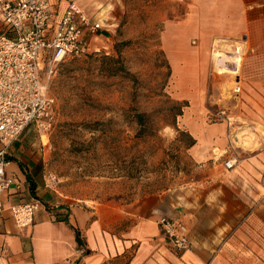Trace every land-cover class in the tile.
<instances>
[{"label": "rangeland", "instance_id": "rangeland-1", "mask_svg": "<svg viewBox=\"0 0 264 264\" xmlns=\"http://www.w3.org/2000/svg\"><path fill=\"white\" fill-rule=\"evenodd\" d=\"M178 13L173 0H110L97 12L105 27L88 38L83 53L58 67L49 83L55 121L48 131L33 126L32 134L45 148L44 172L56 175L52 187L59 197L128 204L166 191L180 202L187 182L203 173L188 150L192 143H215L218 162L237 156L235 171L264 170V165L245 166L264 148V117L255 114L264 101L245 94L246 82L264 75V36H212L207 45L194 36L183 57L164 45ZM175 60L203 64L201 98L175 83ZM239 78L242 91L233 95ZM221 109L234 118L232 125L215 118ZM138 113L144 115L143 126ZM241 135L247 141H240ZM242 186L253 189L249 205L264 204L257 194L264 191L263 177Z\"/></svg>", "mask_w": 264, "mask_h": 264}, {"label": "crops", "instance_id": "crops-1", "mask_svg": "<svg viewBox=\"0 0 264 264\" xmlns=\"http://www.w3.org/2000/svg\"><path fill=\"white\" fill-rule=\"evenodd\" d=\"M50 1L59 18L70 0ZM76 1L90 15L97 16L98 9L110 0ZM173 1L179 4V13L171 19L175 22L164 36L169 52H180L184 57L194 36L203 37L205 45L212 36H249L251 33L264 36V0ZM191 67L198 71L192 72ZM172 68L177 85L185 84V91L194 89L197 99L203 96L200 85L205 83V73L199 69L203 64L196 61L192 65L184 60L179 65L175 60ZM249 80L246 96L264 101V75ZM239 81L242 83L241 78ZM189 84L199 85L198 89ZM260 107L255 114L263 118L264 102ZM35 130L28 126L8 148L6 177L20 183V188L12 184L3 195L0 264H250L252 260L264 261V217L261 215L264 204L249 205L253 189L242 186L251 179L262 181L264 170L256 167V172L245 167L239 171H235L237 167L226 170L223 161L214 159L215 143H193L188 150L200 168L203 166V173L195 183L187 182L180 202L171 201L166 191L128 204L74 202L59 197L55 187L46 184L47 172L41 157L45 148L34 141L32 131ZM242 135L240 141H247ZM247 159L246 167L264 165V148ZM257 194L261 199L264 197L262 189ZM29 201L38 202L34 219L30 225L19 227L10 206ZM257 212L258 218H253ZM162 216L180 218L188 225L189 248L178 250L169 243L159 223Z\"/></svg>", "mask_w": 264, "mask_h": 264}, {"label": "built area", "instance_id": "built-area-1", "mask_svg": "<svg viewBox=\"0 0 264 264\" xmlns=\"http://www.w3.org/2000/svg\"><path fill=\"white\" fill-rule=\"evenodd\" d=\"M104 27V19L90 15L76 0L68 2L59 18L50 0H0V213L4 193L12 184L20 188L6 177L10 144L30 125L50 130L55 121V100L49 93L52 77L68 58L83 53L87 39ZM232 90L233 95L241 93L239 79ZM214 116L235 122L226 109ZM237 162L231 155L223 165L232 170ZM56 181L55 174L47 173L48 186ZM37 207L38 202L29 201L11 205L10 211L16 224L26 227ZM159 223L173 247L189 248L190 230L182 219L162 216Z\"/></svg>", "mask_w": 264, "mask_h": 264}, {"label": "trees", "instance_id": "trees-1", "mask_svg": "<svg viewBox=\"0 0 264 264\" xmlns=\"http://www.w3.org/2000/svg\"><path fill=\"white\" fill-rule=\"evenodd\" d=\"M137 122H138V124L140 125V126H143L144 125V115L142 114V113H138L137 114ZM193 144V143H192ZM191 144V145H192Z\"/></svg>", "mask_w": 264, "mask_h": 264}, {"label": "bare ground", "instance_id": "bare-ground-1", "mask_svg": "<svg viewBox=\"0 0 264 264\" xmlns=\"http://www.w3.org/2000/svg\"><path fill=\"white\" fill-rule=\"evenodd\" d=\"M235 60V59H234ZM233 61V60H232ZM236 61V60H235Z\"/></svg>", "mask_w": 264, "mask_h": 264}]
</instances>
